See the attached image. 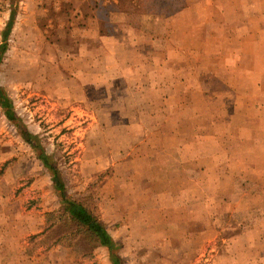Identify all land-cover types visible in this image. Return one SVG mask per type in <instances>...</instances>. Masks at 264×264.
I'll use <instances>...</instances> for the list:
<instances>
[{
	"label": "rangeland",
	"instance_id": "1",
	"mask_svg": "<svg viewBox=\"0 0 264 264\" xmlns=\"http://www.w3.org/2000/svg\"><path fill=\"white\" fill-rule=\"evenodd\" d=\"M106 1L103 35L85 38L102 0H19L0 64L12 118L124 264H264V0H213L169 33ZM23 132L0 107V264H112L46 231L61 192Z\"/></svg>",
	"mask_w": 264,
	"mask_h": 264
},
{
	"label": "trees",
	"instance_id": "2",
	"mask_svg": "<svg viewBox=\"0 0 264 264\" xmlns=\"http://www.w3.org/2000/svg\"><path fill=\"white\" fill-rule=\"evenodd\" d=\"M102 2L104 3L95 4V9L98 10V12H103L105 9L109 8L106 0H102ZM110 4L118 13L127 14L132 12L138 14L163 15L165 12L168 14L170 11L179 9L182 5V0H111ZM10 5V18L2 34L3 42L0 45V64L3 61V55L8 50V40L18 14L19 0H10ZM0 107L5 110L9 119L16 124V127L23 132L22 123L16 117L13 119L10 113L11 110H13V102L1 86ZM23 136L27 137L28 143L32 144L37 150V158L52 172L54 184L61 192V209L49 213L46 217V231L61 225L65 230V233L59 237L56 244L65 247H74L80 241H84L91 249H108L112 264H124L120 255L122 248L121 244L116 242L108 232L99 215L98 209L89 204L87 200L68 198L65 184L51 156L35 144V142L29 141L32 135L26 130L23 132Z\"/></svg>",
	"mask_w": 264,
	"mask_h": 264
},
{
	"label": "crops",
	"instance_id": "3",
	"mask_svg": "<svg viewBox=\"0 0 264 264\" xmlns=\"http://www.w3.org/2000/svg\"><path fill=\"white\" fill-rule=\"evenodd\" d=\"M213 4H215L213 0H197L196 3L192 0H182V5L179 7V9L170 11L168 14H166V12L163 15L141 14L142 16L140 17H150L158 20L157 22H161L163 24L162 28H164V30L169 33V29L170 27H172V25H174V22L182 21L185 17H188L190 16V14H193L192 12H194V7H196L197 12L207 14L210 12V9L212 8ZM99 13L100 12L91 15L89 16V18L86 16L82 26L83 37L100 38L103 35L101 33L103 30V24L100 21ZM109 16L110 15L106 17L109 19ZM119 17H124L126 19L129 18V16H125L123 13H120ZM113 22H115V19L111 17L110 23ZM183 26H187L188 28H190L188 21L183 23ZM23 238V235H20L17 238H13V241L16 240V246L22 242Z\"/></svg>",
	"mask_w": 264,
	"mask_h": 264
}]
</instances>
